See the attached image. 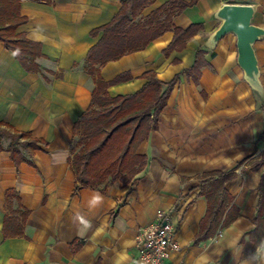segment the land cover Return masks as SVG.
<instances>
[{"label": "crops", "instance_id": "1", "mask_svg": "<svg viewBox=\"0 0 264 264\" xmlns=\"http://www.w3.org/2000/svg\"><path fill=\"white\" fill-rule=\"evenodd\" d=\"M122 1L21 0L27 21L18 31L41 44L44 57L37 61L50 82L27 71L0 40V123L47 142L30 162L17 165L8 150L11 139L2 140L0 264H147L139 257L137 234L160 211L171 213L181 243L171 254L173 264H264L251 260L264 242L256 246L251 235L263 171L251 166L264 152V36L254 44L259 85L248 81L238 63L234 34L211 42L225 4L251 5L252 23L264 28V0H154L142 11L136 20L173 1L176 6L189 3L172 24L201 23L202 29L183 49L166 52L174 37L168 30L146 48L101 68L108 82L125 75L109 86L111 96L136 93L148 72L164 84L178 80L158 128L137 149L148 161L135 179L125 186L116 180L74 193L76 178L68 162L73 129L90 108L95 87L83 64L102 36L94 31L114 18ZM196 61L202 63L200 72L191 69ZM231 170L237 176L226 187L238 214L214 237L196 242L208 208L206 196L199 194L203 175ZM7 190H14L16 216H21L19 207L30 212L22 235L5 234ZM97 192L103 202L90 210L88 201ZM76 213L88 223L74 221Z\"/></svg>", "mask_w": 264, "mask_h": 264}, {"label": "trees", "instance_id": "2", "mask_svg": "<svg viewBox=\"0 0 264 264\" xmlns=\"http://www.w3.org/2000/svg\"><path fill=\"white\" fill-rule=\"evenodd\" d=\"M153 1L123 0L122 7L114 18L94 31V34L102 32V36L89 50L83 69L92 77L95 87L90 108L74 124V137L68 157L76 178L74 193L82 188L106 186L116 180L125 186L147 165V156L138 153L137 149L148 139L151 131L158 128L159 115L178 77L164 84L155 73L148 72L145 75L148 81L136 93L111 96L109 86L124 80L125 75L108 82L102 77L101 68L110 61L146 48L168 30L174 31V37L166 52L183 49L187 41L202 29L201 23H193L186 28L172 24V17L189 5L185 2H178L176 6V1H173L153 11L144 20H136ZM194 2L195 0L191 4ZM26 21L27 18L21 14V0H0V40L17 56L27 71L41 73L50 82L51 79L44 75L43 68L37 61L44 57L41 44L29 39L25 32L18 31ZM200 54L201 51H198L197 56ZM201 66L202 63L196 61L191 69L200 72ZM61 76L63 72L56 75L57 78ZM163 85H166L165 89ZM4 137L11 139L8 150L17 165L30 162L35 151L42 144H47L44 139L33 137L31 132L17 131L0 123V150L4 148ZM251 168L263 169L255 228L251 232L257 246L264 239V152ZM236 176L235 170L213 171L203 175L199 194L206 196L208 208L201 221L196 242L214 237L235 220L238 213L233 204L234 196L226 184ZM13 197L14 190H7L6 206L9 211L4 231L6 235H22L23 225L30 212L19 207L21 216H16L17 210L12 209ZM17 200L20 203L19 197ZM116 214L117 211L112 212V218Z\"/></svg>", "mask_w": 264, "mask_h": 264}, {"label": "water", "instance_id": "3", "mask_svg": "<svg viewBox=\"0 0 264 264\" xmlns=\"http://www.w3.org/2000/svg\"><path fill=\"white\" fill-rule=\"evenodd\" d=\"M253 15L254 8L251 5H223L217 13L222 23L212 34L211 42L216 43L227 34H234L237 37L238 63L248 81L259 85V66L254 44L264 36V28L252 23Z\"/></svg>", "mask_w": 264, "mask_h": 264}, {"label": "built area", "instance_id": "4", "mask_svg": "<svg viewBox=\"0 0 264 264\" xmlns=\"http://www.w3.org/2000/svg\"><path fill=\"white\" fill-rule=\"evenodd\" d=\"M139 257L147 264H173L172 252L181 249L171 213L160 211L155 219L140 227L137 234Z\"/></svg>", "mask_w": 264, "mask_h": 264}, {"label": "clouds", "instance_id": "5", "mask_svg": "<svg viewBox=\"0 0 264 264\" xmlns=\"http://www.w3.org/2000/svg\"><path fill=\"white\" fill-rule=\"evenodd\" d=\"M103 199V196L100 195L98 192L94 193L91 199L88 201L89 209L92 210L99 207L103 202ZM73 220L78 221L81 224L88 223L80 213H76L73 217ZM251 260L255 262H264V242L259 245L256 253L251 256Z\"/></svg>", "mask_w": 264, "mask_h": 264}]
</instances>
